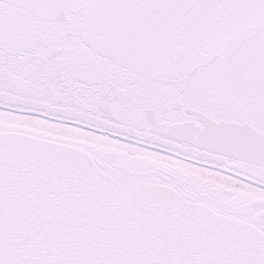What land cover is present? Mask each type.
I'll use <instances>...</instances> for the list:
<instances>
[{"label": "snow or ice", "instance_id": "1", "mask_svg": "<svg viewBox=\"0 0 264 264\" xmlns=\"http://www.w3.org/2000/svg\"><path fill=\"white\" fill-rule=\"evenodd\" d=\"M0 264H264V0H0Z\"/></svg>", "mask_w": 264, "mask_h": 264}]
</instances>
